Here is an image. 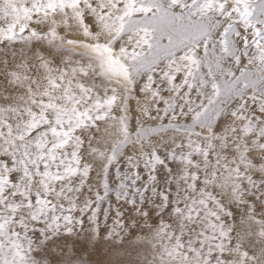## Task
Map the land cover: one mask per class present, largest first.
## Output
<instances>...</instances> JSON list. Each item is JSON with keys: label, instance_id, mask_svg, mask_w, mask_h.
I'll use <instances>...</instances> for the list:
<instances>
[{"label": "snow or ice", "instance_id": "obj_1", "mask_svg": "<svg viewBox=\"0 0 264 264\" xmlns=\"http://www.w3.org/2000/svg\"><path fill=\"white\" fill-rule=\"evenodd\" d=\"M0 264H264V0H0Z\"/></svg>", "mask_w": 264, "mask_h": 264}]
</instances>
